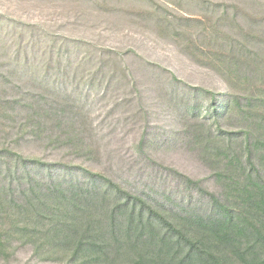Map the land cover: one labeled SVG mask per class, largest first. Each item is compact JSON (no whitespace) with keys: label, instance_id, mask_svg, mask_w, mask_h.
<instances>
[{"label":"rangeland","instance_id":"374dc122","mask_svg":"<svg viewBox=\"0 0 264 264\" xmlns=\"http://www.w3.org/2000/svg\"><path fill=\"white\" fill-rule=\"evenodd\" d=\"M219 51L243 60L242 75L264 92V0H0V150L106 172L135 187L177 184L166 167L216 192L197 151L200 137L248 126L228 111L231 96L246 93L233 92L211 66L208 55ZM58 57L69 71L80 66L76 80L60 74L59 85L79 88L93 128L88 155L49 146L47 132L32 135V125L46 120L34 109L43 101L31 98L55 80ZM0 264L62 263L21 247Z\"/></svg>","mask_w":264,"mask_h":264},{"label":"trees","instance_id":"16d2710c","mask_svg":"<svg viewBox=\"0 0 264 264\" xmlns=\"http://www.w3.org/2000/svg\"><path fill=\"white\" fill-rule=\"evenodd\" d=\"M208 58L233 92L246 93L243 100L233 94L227 105L246 131L209 129L200 137L197 151L218 191L164 166L177 184L135 187L6 147L0 150V259L29 247L39 260L62 264H264V92L244 78L243 60L229 51ZM57 64L55 80L43 81V93L31 98L43 101L33 108L46 120L32 125V135L47 132L49 146L88 155L93 128L79 88L59 85L60 74L72 72L76 80L80 66L69 71L62 57Z\"/></svg>","mask_w":264,"mask_h":264}]
</instances>
